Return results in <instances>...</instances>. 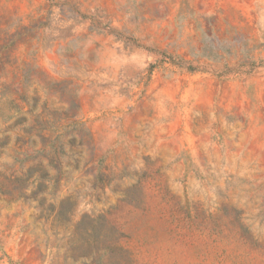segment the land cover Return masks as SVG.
<instances>
[{
	"label": "rangeland",
	"instance_id": "1",
	"mask_svg": "<svg viewBox=\"0 0 264 264\" xmlns=\"http://www.w3.org/2000/svg\"><path fill=\"white\" fill-rule=\"evenodd\" d=\"M0 264H264V0H0Z\"/></svg>",
	"mask_w": 264,
	"mask_h": 264
}]
</instances>
